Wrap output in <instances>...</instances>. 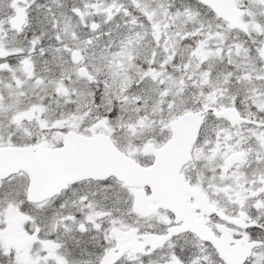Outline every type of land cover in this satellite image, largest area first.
<instances>
[{
	"label": "snow or ice",
	"instance_id": "obj_1",
	"mask_svg": "<svg viewBox=\"0 0 264 264\" xmlns=\"http://www.w3.org/2000/svg\"><path fill=\"white\" fill-rule=\"evenodd\" d=\"M0 264H264V0H0Z\"/></svg>",
	"mask_w": 264,
	"mask_h": 264
}]
</instances>
